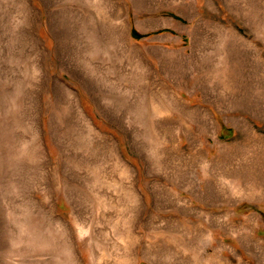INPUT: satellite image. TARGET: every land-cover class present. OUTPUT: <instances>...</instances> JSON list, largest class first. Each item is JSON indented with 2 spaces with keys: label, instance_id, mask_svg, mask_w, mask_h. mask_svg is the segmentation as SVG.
Here are the masks:
<instances>
[{
  "label": "rangeland",
  "instance_id": "obj_1",
  "mask_svg": "<svg viewBox=\"0 0 264 264\" xmlns=\"http://www.w3.org/2000/svg\"><path fill=\"white\" fill-rule=\"evenodd\" d=\"M0 264H264V0H0Z\"/></svg>",
  "mask_w": 264,
  "mask_h": 264
},
{
  "label": "trees",
  "instance_id": "obj_2",
  "mask_svg": "<svg viewBox=\"0 0 264 264\" xmlns=\"http://www.w3.org/2000/svg\"><path fill=\"white\" fill-rule=\"evenodd\" d=\"M130 35H131L132 37H139V36H140V35L137 34L133 29L130 30Z\"/></svg>",
  "mask_w": 264,
  "mask_h": 264
}]
</instances>
